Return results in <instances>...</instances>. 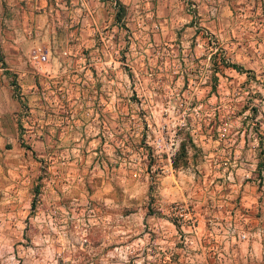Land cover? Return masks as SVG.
I'll return each mask as SVG.
<instances>
[{"label": "rangeland", "instance_id": "1", "mask_svg": "<svg viewBox=\"0 0 264 264\" xmlns=\"http://www.w3.org/2000/svg\"><path fill=\"white\" fill-rule=\"evenodd\" d=\"M46 1L40 65L0 12V264H98L117 220L154 263L264 264V0Z\"/></svg>", "mask_w": 264, "mask_h": 264}, {"label": "crops", "instance_id": "2", "mask_svg": "<svg viewBox=\"0 0 264 264\" xmlns=\"http://www.w3.org/2000/svg\"><path fill=\"white\" fill-rule=\"evenodd\" d=\"M2 18L5 23V30L9 32L8 42L11 45L10 51L14 52V57L17 58L19 64L21 65H36L32 59L20 58L22 51L27 54L28 49L33 45H46L47 46V56L44 61L48 59L49 55V46L45 43L48 41V33H50L54 26V19L51 14V4L46 0H0ZM7 16V17H6ZM6 17V18H5ZM7 34V33H6ZM7 36V35H6ZM64 51V50H63ZM62 51V52H63ZM159 219H153L150 221L149 227L151 231H159ZM98 230L96 238V254L98 264H106L108 260V255H115L117 257H127L128 255H134L135 260H141L144 257L147 259L146 264H160V262L154 263V255H158L156 251V246L153 242L156 243L158 238L156 234H152L149 239L150 243L148 247L150 250H147L145 253L144 250H135L140 248L138 243L139 237L127 238V235L123 233L122 222L117 220L115 225H113L114 230L108 235L105 233V230ZM196 232V231H195ZM215 238L221 237V234H214ZM147 238V239H148ZM162 238V237H161ZM113 241V244L110 247H107V243ZM198 253L199 259H201L205 264H218L220 256L219 253L215 250L209 252H204L200 249ZM133 251V253H131ZM156 251V252H154ZM131 253V254H129ZM151 258L148 260L147 257ZM161 261V264H170L169 258L164 255V252L161 253V256L158 257ZM209 259V263L206 260ZM202 262V263H203Z\"/></svg>", "mask_w": 264, "mask_h": 264}, {"label": "built area", "instance_id": "3", "mask_svg": "<svg viewBox=\"0 0 264 264\" xmlns=\"http://www.w3.org/2000/svg\"><path fill=\"white\" fill-rule=\"evenodd\" d=\"M190 5H193V3H190ZM47 46L46 45H36L33 49V53H32V57L33 58V62L36 65H40L41 61H43L45 58V56H47ZM63 53H65V51H63ZM185 211L183 210V208L181 206H178L177 209V214L179 216H183L185 215ZM192 225V224H191ZM229 233L230 234H234L237 238H245L246 237V229L244 228V226L242 225L241 227L235 229V225H231L229 226Z\"/></svg>", "mask_w": 264, "mask_h": 264}, {"label": "trees", "instance_id": "4", "mask_svg": "<svg viewBox=\"0 0 264 264\" xmlns=\"http://www.w3.org/2000/svg\"><path fill=\"white\" fill-rule=\"evenodd\" d=\"M118 4V2H117ZM119 5V4H118ZM0 63L3 65V59H2V55H1V52H0ZM4 66V65H3ZM14 84V83H13ZM179 155H184V148H183V145H180L179 149L177 150L175 156H173V158H171V165L173 167H178L180 166L181 164H183L184 160L181 158L179 159Z\"/></svg>", "mask_w": 264, "mask_h": 264}]
</instances>
